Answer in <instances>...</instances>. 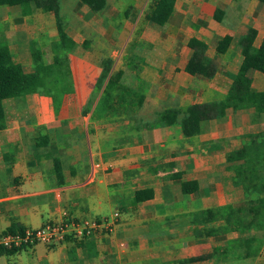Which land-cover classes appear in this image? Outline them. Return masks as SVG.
<instances>
[{
  "label": "crops",
  "instance_id": "1",
  "mask_svg": "<svg viewBox=\"0 0 264 264\" xmlns=\"http://www.w3.org/2000/svg\"><path fill=\"white\" fill-rule=\"evenodd\" d=\"M125 1L116 4L117 18L127 9ZM127 1L140 8L144 0ZM254 1L177 0L172 23L161 27L147 20L153 28H163L167 37H141L151 46L136 48L133 59L138 65L130 67L140 71L135 87L142 84L137 94L144 101L119 117L118 130L111 126L110 117H96L100 98L94 100L92 95L102 74V61L80 51L88 40L81 38L83 30L91 35L101 32L104 38L110 27L100 30L90 21L76 27L78 37L65 26L77 48L68 55L72 93L64 96L58 111L45 94L3 101L0 235L8 233L13 224L25 232L59 223L66 218L64 214L82 220L118 213L119 219L107 235L4 252L0 264H225L214 251L216 242L197 235L200 219L196 222V215L227 204L222 184L227 156L251 137L264 136V114L257 117L254 109L229 111L224 118L204 123L201 133L191 138L183 135L181 123L191 106L227 98L243 61L239 41L248 31L258 32L257 47L264 39V5ZM62 2V18L68 5L74 7L75 16L80 7L90 10L81 0ZM217 9L224 11L221 22L215 19ZM108 10L109 0L104 12ZM112 20L114 16L106 18L108 24ZM191 24L199 31L191 30ZM228 35L233 42L226 54L212 56L211 51L216 52L219 41ZM194 37L209 47L208 56L218 68L213 79L185 71L191 54L188 44ZM158 38L165 47L155 43ZM59 40L53 13L0 6V46L8 47L25 74L35 72L37 56L47 65L53 63ZM212 40H216L214 47ZM250 77L252 87L264 92V74L252 71ZM168 109L181 113L176 128H145L155 125L158 115ZM254 115L261 121H249ZM128 119L135 122L130 124ZM176 174L182 178L176 179ZM184 181H196L199 189L183 194ZM144 189H152L153 198L136 204V191ZM209 254L214 256L208 261L188 262ZM246 262L264 264V247L257 258Z\"/></svg>",
  "mask_w": 264,
  "mask_h": 264
},
{
  "label": "trees",
  "instance_id": "2",
  "mask_svg": "<svg viewBox=\"0 0 264 264\" xmlns=\"http://www.w3.org/2000/svg\"><path fill=\"white\" fill-rule=\"evenodd\" d=\"M63 0H0V6L32 8L45 13H53L56 18L59 43L56 45V53L53 63L47 65L41 56L34 60L36 70L32 74H25L22 67L14 62L13 56L6 45L0 46V126L3 127L5 114L3 101L6 99L26 97L33 94H45L54 101L56 112L58 111L63 98L66 94L72 93V77L69 64V51L77 48L76 43L69 37L65 30L63 18L61 16V2ZM177 0H154L150 12L146 19L157 26H165L173 22L176 14ZM264 5V0H258ZM82 4L88 7L92 12L99 13L107 7V0H81ZM130 7L125 12L128 18ZM28 14V12H25ZM30 14V13H29ZM224 11L217 9L215 19L222 21ZM258 32L250 29L248 33L239 41L241 53L243 56L242 64L233 84L227 95V98L218 103L196 104L191 106L185 112V118L181 123L182 133L185 137L191 138L201 133L204 123L226 117L229 111L237 112L243 109H254L256 114H264V92H258L252 87V78L250 72L257 71L264 74V39L257 47L255 45ZM233 42L232 36H226L219 41L216 52L220 55L226 54ZM85 47V46H84ZM191 50L190 59L185 71L191 76H199L206 79H213L218 68L216 63L208 56V45L192 38L188 44ZM115 62L107 58L101 62L102 74L97 82L96 90L92 95L94 99L106 84L102 98L96 109V117L110 119L115 118L116 107L122 109L123 114L130 112L134 108L143 104L144 97L134 93L132 89L121 87L125 71L119 70L114 73ZM134 65V64H130ZM115 92H118L115 94ZM131 93L138 95V100L127 101L126 96ZM180 111L168 109L158 115V121L155 125H148L147 129L156 125L174 126L178 123ZM113 116V118H111ZM227 174L224 181L229 180L235 187H241L244 193L241 205L234 207L227 205L218 209H207L196 215V222L200 219L203 224L211 225L216 222H223V227L219 230L217 227H209L198 234L199 237H216L231 231L248 233L257 231L249 239L241 237L236 241L229 242L230 252H240V259L257 258L264 246V136L251 137V140L236 151L228 154ZM176 179L182 178L181 174L175 175ZM199 189L196 181H184L181 183L183 194H193ZM234 189V188H232ZM154 191L144 189L136 191L134 202L142 203L152 199ZM200 221V222H201ZM24 230L17 224H13L8 233H23ZM16 249H6L0 247V254L7 252L15 253ZM223 253V257L227 252ZM217 253V251H216ZM214 254V253H213ZM196 257L189 259L188 262H205L214 255Z\"/></svg>",
  "mask_w": 264,
  "mask_h": 264
},
{
  "label": "rangeland",
  "instance_id": "3",
  "mask_svg": "<svg viewBox=\"0 0 264 264\" xmlns=\"http://www.w3.org/2000/svg\"><path fill=\"white\" fill-rule=\"evenodd\" d=\"M258 0L254 1V4L256 5ZM110 2V10L106 12H99L95 13L92 12L91 10H88L87 8H79L78 9V15L75 16V11L74 7L71 6H66L64 7V12H63V20L64 24L66 27L70 29V32H72L73 35H76V27L77 26H82L83 24H87L90 21H93L100 30L104 27H110L109 31L110 32H104L105 37L102 38L101 32L98 34L93 33L94 35H91L90 32L86 33L84 30L82 31L81 38H87L88 40H85L87 44L82 46L80 48V51L82 53H87V55L90 58H93L95 60L99 61H104L107 58L113 59L115 62L114 65V73H116L119 70L125 71V76L122 81L121 87H127L128 89H132V91L137 90L134 93H139L140 91L142 92V84L139 87H135L137 83V79L135 78L136 76L140 75V71L134 70L133 67H130V64H136L138 65L137 61H134L133 59V54L136 48H150L151 42H145L141 41L142 36H147L149 38L151 37H159L161 38L163 36V39L167 37V34H165V30L163 28H153L150 26V23L146 19V15L150 12L151 5L154 2V0H144L140 6V8H137L133 4H130L129 1H125L127 3L126 10L125 12L130 8L133 7L130 11V15L128 18H125V12L121 14V17L117 18V14H119L118 10L114 11L116 8V4L118 0H109ZM61 2V6H62ZM250 5V1L248 2ZM256 9V7H255ZM114 16L115 21L109 22V24L106 21V18ZM261 31L263 32L262 35L264 34V20L261 21ZM251 28V27H250ZM191 30H196L197 32L199 31L198 27H195L193 24L190 25ZM103 30V29H102ZM106 29H104L105 31ZM84 32V33H83ZM155 40V43L163 45V41L160 39ZM162 39V38H161ZM216 43V40H212L211 45L214 47V44ZM165 47V46H164ZM168 47V46H167ZM56 53H60V51H55ZM212 56H217L218 53L215 52L214 50L211 51ZM219 56V55H218ZM139 62V66H140ZM138 84V83H137ZM106 84H104L103 89L101 90L100 93L96 95L94 100H97L98 98H102L103 90L105 88ZM139 91V92H138ZM118 92H115L117 94ZM132 94L131 96L128 95L126 96V100L133 102L138 100V95ZM117 111L114 112L115 115L111 116L113 118L112 127L115 129H119V124L118 122L121 120L120 116L123 114L122 109L120 107H116ZM131 113L132 108L129 109ZM250 110V109H249ZM255 115L257 116L256 112L254 111ZM250 116L249 121L251 120L252 122L256 121H261L262 118L258 119L257 117H261L260 115L255 117ZM120 117V118H119ZM123 117V116H122ZM135 120V119H134ZM130 121V124H133L135 121L133 119H128ZM176 128V126H174ZM263 134V133H261ZM258 134V135H261ZM258 135H255L253 137H257ZM252 136V135H250ZM246 137V136H245ZM225 178L222 180V184L226 187V192L225 194V200L227 202L226 205L221 206V207H208V209H218L225 207L227 205H233L234 207H238L241 205L242 199H243V191L241 187H235L233 184H230L229 180L224 181ZM234 188V189H232ZM201 221V220H200ZM200 229L197 230V235L200 234V232L205 231L207 228L211 227H217V229H221L224 225L223 222H216L211 225H203V222L201 221L199 223ZM257 231H251L248 233H240L238 231H231L229 233L221 234L216 237H209L210 240L215 241L214 247H217L214 249V251H217L218 254H220L219 258L220 261H222L225 264H248L246 260L240 259L237 256H239V253L234 251L233 253L229 251L230 245L229 242L231 241H236L241 237L249 239L251 235H255ZM219 245H218V244ZM264 247V246H263ZM263 248L261 249L260 252H262ZM225 251L227 252L226 256L223 257V253L225 254Z\"/></svg>",
  "mask_w": 264,
  "mask_h": 264
},
{
  "label": "built area",
  "instance_id": "4",
  "mask_svg": "<svg viewBox=\"0 0 264 264\" xmlns=\"http://www.w3.org/2000/svg\"><path fill=\"white\" fill-rule=\"evenodd\" d=\"M66 218L59 223H48L36 230L23 233H5L0 235V247L23 249L37 244L47 246L60 245L68 238L83 240L111 233L116 226L119 214L102 219L77 220L64 214Z\"/></svg>",
  "mask_w": 264,
  "mask_h": 264
}]
</instances>
